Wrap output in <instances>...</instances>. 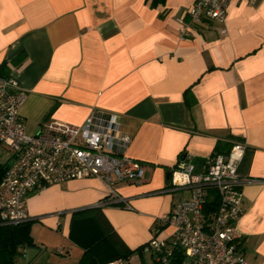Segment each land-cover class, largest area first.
<instances>
[{
    "label": "crops",
    "instance_id": "obj_1",
    "mask_svg": "<svg viewBox=\"0 0 264 264\" xmlns=\"http://www.w3.org/2000/svg\"><path fill=\"white\" fill-rule=\"evenodd\" d=\"M194 2L0 0V73L27 91L28 132L113 112L130 136L124 153L146 164L143 182L115 185L129 206L101 205L107 188L96 177L33 193L27 208L40 251L29 264H92L85 246L107 234L100 213L131 249L145 246L123 262L140 261L152 238L173 231H158L160 219L191 196L162 192L171 169L237 141L247 144L238 244L248 264H264V0H230L224 23L192 24L183 37L178 19L189 23ZM18 261L27 264L25 252Z\"/></svg>",
    "mask_w": 264,
    "mask_h": 264
},
{
    "label": "built area",
    "instance_id": "obj_2",
    "mask_svg": "<svg viewBox=\"0 0 264 264\" xmlns=\"http://www.w3.org/2000/svg\"><path fill=\"white\" fill-rule=\"evenodd\" d=\"M229 1L195 0L189 23L178 19L182 36L189 37L192 24L224 23ZM26 97L27 91L14 76L0 73V150L5 147L10 154L0 182V222L16 225L30 220L27 202L33 193L72 179L96 177L107 188L101 205L114 201L129 206L115 185L143 182L146 164L124 153L130 136L121 131L119 115L96 112L82 124L52 120L39 133L30 134L20 114ZM246 147L237 141L228 152H215L200 165L185 156L171 169L170 185L162 192L187 189L191 196L160 219L173 231L167 238L149 241L155 264H248L235 227L244 212L238 168ZM214 195L218 202L212 210ZM105 264H123V260Z\"/></svg>",
    "mask_w": 264,
    "mask_h": 264
},
{
    "label": "trees",
    "instance_id": "obj_3",
    "mask_svg": "<svg viewBox=\"0 0 264 264\" xmlns=\"http://www.w3.org/2000/svg\"><path fill=\"white\" fill-rule=\"evenodd\" d=\"M164 0H152V4H158ZM197 160L195 159V162ZM9 159H0V182L9 167ZM197 163V162H196ZM217 196L214 195L209 204V208L214 210L217 205ZM97 210V209H96ZM100 212L101 210L98 209ZM103 219L107 234L94 239L92 244L85 246L86 254L92 257V264H105L116 261L118 259H129L136 252H142L145 246H141L136 250L131 249L118 235L112 225L104 218L103 213L99 214ZM33 221L28 220L19 224H4L0 222V264H19V257L24 254V249L27 247H36L32 237ZM167 226L163 223H158V231L162 227Z\"/></svg>",
    "mask_w": 264,
    "mask_h": 264
},
{
    "label": "rangeland",
    "instance_id": "obj_4",
    "mask_svg": "<svg viewBox=\"0 0 264 264\" xmlns=\"http://www.w3.org/2000/svg\"><path fill=\"white\" fill-rule=\"evenodd\" d=\"M10 158V154L8 152V150H6V148L4 147V150H0V159H3V160H7ZM36 222H34L33 224H35ZM37 232V234L39 235L38 231L35 230ZM60 234L57 235L56 238H60ZM152 252L149 250L147 252H145V255H143V257H141V260L139 261L138 259L132 261L131 263H129L128 261H124L123 264H155V261H154V257L153 255L151 254ZM143 254V253H141Z\"/></svg>",
    "mask_w": 264,
    "mask_h": 264
},
{
    "label": "water",
    "instance_id": "obj_5",
    "mask_svg": "<svg viewBox=\"0 0 264 264\" xmlns=\"http://www.w3.org/2000/svg\"><path fill=\"white\" fill-rule=\"evenodd\" d=\"M40 249L35 247H27L24 249L25 255H26V263L29 264L35 255L39 253Z\"/></svg>",
    "mask_w": 264,
    "mask_h": 264
}]
</instances>
